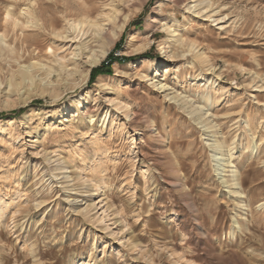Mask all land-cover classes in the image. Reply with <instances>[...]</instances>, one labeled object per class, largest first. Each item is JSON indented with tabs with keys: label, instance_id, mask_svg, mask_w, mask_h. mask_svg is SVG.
Segmentation results:
<instances>
[{
	"label": "rangeland",
	"instance_id": "374dc122",
	"mask_svg": "<svg viewBox=\"0 0 264 264\" xmlns=\"http://www.w3.org/2000/svg\"><path fill=\"white\" fill-rule=\"evenodd\" d=\"M23 8L40 27L13 32ZM2 34L0 264H264V0H0ZM34 62L48 93L27 99L7 84Z\"/></svg>",
	"mask_w": 264,
	"mask_h": 264
},
{
	"label": "bare ground",
	"instance_id": "6f19581e",
	"mask_svg": "<svg viewBox=\"0 0 264 264\" xmlns=\"http://www.w3.org/2000/svg\"><path fill=\"white\" fill-rule=\"evenodd\" d=\"M192 7H195V5L192 6ZM21 11H20V15H17L15 12H12L10 9L7 10V15H6L5 19H6L7 22H9L11 24V28L13 29V32L16 29L18 30V28L22 29V30H24L25 28H32L34 30V29H36V28L38 29L40 27V24L38 22V17L35 15V12L33 10H30V9H27V8H25V9L23 8V10H21ZM112 12L113 11H111L110 13L105 15V16H107L108 20H111L113 17H117L115 15V13L117 11L115 12V10H114V12L113 13ZM21 16H24L25 18L24 17L22 18ZM95 20L94 21L90 20L88 16H86L85 18L79 19V20L76 19V20H74V24H75L74 27L77 29V32H81L82 27L87 25L89 28L94 27L95 31L99 32V30H101L104 27V24H102V22H100L101 20L99 22L97 21V19H95ZM125 24H126L125 20L123 22H121L120 25L116 24L117 28L116 29L114 28L115 30L113 31L112 35L110 33L108 34V36L110 38V41H113L114 36H117L119 34V31H121L124 28ZM50 25L52 26V29H53L52 31L57 30V28L54 27L53 22ZM78 25L80 26L79 30L77 28ZM5 28L9 29L7 25L5 26ZM43 28L45 29L44 26H43ZM163 28L166 29V30L169 29L168 27H165V26H163ZM68 29H70V28H66V29L61 30V31L59 30V32L56 31L58 33L57 35H59V36L63 35L65 32L68 31ZM3 37H4L3 34L0 35V51L7 50L8 55L11 56L13 53H15V51L13 50L14 48L12 49V48H10L9 45H6V44H5L6 45L5 47L2 45V43L5 42V39ZM180 42H181V45H182L183 42L185 43V40H183V39L181 40L180 39ZM186 46H188L187 50H190V51H192L193 49H195L197 47V45L194 42L188 43V45H186ZM108 51H109V43H101L100 46H99L98 51L96 53H94L92 56H90L89 62H88L89 63V67L85 71V73L83 75V78L81 77L83 79L82 81H84L86 78H88L91 67L100 64V62L108 54ZM199 55L202 56V54H199ZM172 56H174V55H172ZM16 60L19 61V58H17ZM36 67H42V64H40L38 62H34V63L29 64V65H21V69H19L16 73L12 74V77H10V79L8 80V84L7 85H9V87H10L9 90L10 91H14V84H13V81H12V79L14 78L15 81H16V86L22 85L23 83L25 84V86H30V88L33 86V88H31V89L29 88L27 90V94H28L27 97H26L27 99H30V98L36 97V96H40V97L41 96H45L48 93V90L45 87L46 85L43 86L41 84L35 83V81H34V76L32 74V69L36 68ZM52 71H53V67L51 66L50 69L47 71V75H51ZM206 80H207V82H209L208 78ZM212 84H213V82H212ZM158 88L162 89V92L166 91V89H165L166 88V84H161V86H159ZM201 95L202 96H201L200 99L204 103L205 102H209L211 100V97H210V95L208 93L201 94ZM177 97H179V96H174L173 99H177ZM15 102H16V100L7 101L5 103V107H9V106L15 104ZM215 104H218V103L217 102H213V101H212V103L210 102V106L211 107H213ZM194 106L195 105L191 104L189 106V108H192V113L193 114L196 111L199 112L196 116H194L195 120H200L199 123L202 124V126L205 127V129H206V131L205 130L204 131L205 132H212L213 136L216 137V141H214L213 144H211L212 150H214V153H215V154H213L214 160L217 161V162L218 161L224 162L225 160H227V156L228 157L230 156V158L233 157L234 156V152H233L234 147L232 145L234 143H233L232 138H231L232 142H230V139H223L222 140V137L219 136V130L217 128L218 127L217 123H213L212 121H210L211 117H205L204 116L205 113L200 112L199 111V107L193 108ZM209 109H210V107H209ZM233 137L235 138L236 136H233ZM226 146L230 147L229 150L227 151L228 153L225 150ZM228 160H229V158H228ZM217 165L220 167L219 164H217ZM225 166H226V164H225ZM226 167H224V168H226ZM217 169L220 171V169H222V167L221 168L217 167ZM63 170H64V168L61 167L60 168V174L64 173ZM223 170H225V169H223ZM222 172H224V171H222ZM238 174H239V168L238 167L235 168L234 170H232L231 179H226L225 178L224 181H223L226 184V187H229L232 184H234V181H238L239 183H241V185L245 184V179L244 178H240ZM171 182H174V181H171ZM234 192L237 193V196L238 195L241 196V194H242V192L240 191L239 188L234 190ZM262 205L264 206V202L260 204V206H262Z\"/></svg>",
	"mask_w": 264,
	"mask_h": 264
},
{
	"label": "trees",
	"instance_id": "16d2710c",
	"mask_svg": "<svg viewBox=\"0 0 264 264\" xmlns=\"http://www.w3.org/2000/svg\"><path fill=\"white\" fill-rule=\"evenodd\" d=\"M100 73L101 74H108V73H111V71L106 70V67L104 65H102L101 67L94 69L93 77L95 76V74H100Z\"/></svg>",
	"mask_w": 264,
	"mask_h": 264
}]
</instances>
